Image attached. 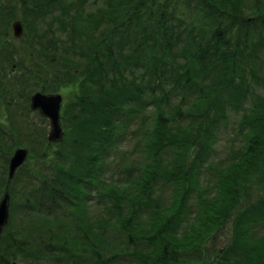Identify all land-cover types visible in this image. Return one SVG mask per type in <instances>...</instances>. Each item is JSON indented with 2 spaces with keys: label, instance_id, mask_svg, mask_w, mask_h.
<instances>
[{
  "label": "trees",
  "instance_id": "trees-1",
  "mask_svg": "<svg viewBox=\"0 0 264 264\" xmlns=\"http://www.w3.org/2000/svg\"><path fill=\"white\" fill-rule=\"evenodd\" d=\"M45 1L39 15L50 23L43 33L64 35L58 45L86 60L89 83L74 100L53 173L41 171L45 205L32 203L35 209L81 206L93 180L109 170L110 154L128 139L121 122L142 118L152 125L133 135L145 158L133 169L140 175L129 177V188L103 194L122 226L114 256L128 264H264V0ZM8 50L18 67L0 66V99L3 118L15 124L12 112L32 111L20 104L37 88L32 80L39 70ZM69 62L70 73L80 61ZM9 134L0 136L4 160L22 145ZM224 140L229 144L220 156ZM156 184L169 189L167 206L155 198ZM85 229L97 237L93 224ZM60 235L42 238L41 260H58L53 246L71 253L69 238ZM74 245L81 243L73 239Z\"/></svg>",
  "mask_w": 264,
  "mask_h": 264
},
{
  "label": "rangeland",
  "instance_id": "rangeland-1",
  "mask_svg": "<svg viewBox=\"0 0 264 264\" xmlns=\"http://www.w3.org/2000/svg\"><path fill=\"white\" fill-rule=\"evenodd\" d=\"M47 7L45 0H0V66L9 72L17 69V65L10 64L12 58L8 56L10 51L8 49H14L15 51L12 53L14 59L18 58L17 54L20 53L26 63L33 62L35 70H39L37 74H34L35 80H32L37 88H32L31 94H23L24 98L27 95H30V98L22 100L20 107L32 109V94L45 90V86L55 90L49 92H59L63 96V111L60 120L63 136L60 140L51 143L48 140L51 131L50 122L37 110L33 109L27 115L23 114L26 115L23 117L18 114L15 116L12 112L13 118L17 117L16 119L19 120L15 124L11 123L7 115L3 118V114H0V136H3V133L8 130L9 141L22 144L15 147L13 153L17 148L24 147L28 149L29 156L34 157L30 160L28 156L27 161L10 178L9 166L13 153L4 160L6 149L1 147L3 142L0 144V151L3 150V155H1L3 161H0V202L5 194H9V216L3 226V231L0 232V251L3 256L0 259V264L8 262L9 264L12 262L17 264H128L129 262L123 257L116 258L114 256L117 251L116 246L121 241L119 230L122 229V226L112 219L110 210L105 207L103 194L110 193L113 189L121 188V186L129 188L131 181L140 175L141 172L136 174L133 169L134 167H143L145 158L141 155L140 148L135 147L138 136L133 135H140L145 128L150 126V121H144L141 118L136 121L121 122V129L128 139L119 146L116 153L110 154L109 170H105L103 175L93 180L92 187L88 191L90 198L84 200L81 206L76 207L72 203L62 202L59 205L50 206V212H43L40 209H35L37 205L32 204L37 203L43 207L45 205L39 200V187L44 180L40 177L41 171L50 172V175L53 173L52 165L56 161L54 153L59 147V142L65 139L68 132V125L69 122L71 123V118L74 115L73 110H75L74 100L79 97L83 86L89 83L82 72L87 64L86 60L76 59V55L71 54L70 50L66 47L63 50V46H59L65 40L64 35L43 33L47 28V23L50 22L49 18L39 15V13ZM35 11L38 12V17L35 15ZM15 19H21L28 26L21 38H16L13 33L12 22ZM25 35L26 38L23 39ZM41 37L43 38L41 39ZM52 39L58 40V43L57 41H54L55 44L52 43ZM26 50L33 51V55L37 59L30 58L29 60ZM69 57L71 60L80 61L73 66L74 69L70 73L68 71ZM3 88L7 89L5 85ZM1 102L2 99H0V104ZM146 113L151 114L150 112ZM3 119H5L4 123ZM227 142L224 140L219 144L220 156L225 155L229 144ZM43 151L46 153L44 159L37 160L36 156ZM128 168H132L129 173ZM7 177L11 181L10 186L6 184ZM129 177L132 178L131 181L128 180ZM135 188L136 186L133 185V189ZM168 190L162 184H156L153 190L155 198L164 206L171 202ZM85 193L87 194L86 191ZM87 224L94 225L97 237L85 229ZM102 224H106V226L104 228L99 226ZM62 233H65L70 240L71 253H56L60 250H57L59 249L57 246H53L58 260L56 257L53 260H46V262L41 260L39 257H45L42 250L44 248L42 238L51 241L53 236H61ZM89 238L98 239L101 243L99 246L93 244ZM73 239L81 243L80 247L75 245L76 248L73 247ZM102 245L105 249H102ZM33 252L38 254L34 255Z\"/></svg>",
  "mask_w": 264,
  "mask_h": 264
},
{
  "label": "water",
  "instance_id": "water-1",
  "mask_svg": "<svg viewBox=\"0 0 264 264\" xmlns=\"http://www.w3.org/2000/svg\"><path fill=\"white\" fill-rule=\"evenodd\" d=\"M14 35L22 37L24 27L22 22L17 19L13 22ZM63 97L60 93L44 94L40 91L32 95L31 106L34 109H40L42 114L47 116L51 122V131L49 140L56 141L62 137L63 131L60 123V111ZM28 155L26 148L20 147L15 150L10 159L9 176L13 177L15 171L25 162ZM9 194H6L0 202V231L6 224L9 216ZM12 264H16L13 262Z\"/></svg>",
  "mask_w": 264,
  "mask_h": 264
},
{
  "label": "flooded vegetation",
  "instance_id": "flooded-vegetation-1",
  "mask_svg": "<svg viewBox=\"0 0 264 264\" xmlns=\"http://www.w3.org/2000/svg\"><path fill=\"white\" fill-rule=\"evenodd\" d=\"M0 110H1V114H3V103L0 104ZM41 116L45 117L44 115H42L41 111L39 113ZM46 118V117H45ZM47 119V118H46ZM3 231V230H2Z\"/></svg>",
  "mask_w": 264,
  "mask_h": 264
}]
</instances>
